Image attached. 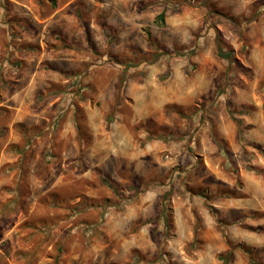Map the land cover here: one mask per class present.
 Listing matches in <instances>:
<instances>
[{
  "label": "rangeland",
  "instance_id": "rangeland-1",
  "mask_svg": "<svg viewBox=\"0 0 264 264\" xmlns=\"http://www.w3.org/2000/svg\"><path fill=\"white\" fill-rule=\"evenodd\" d=\"M0 264H264V0H0Z\"/></svg>",
  "mask_w": 264,
  "mask_h": 264
},
{
  "label": "crops",
  "instance_id": "crops-1",
  "mask_svg": "<svg viewBox=\"0 0 264 264\" xmlns=\"http://www.w3.org/2000/svg\"><path fill=\"white\" fill-rule=\"evenodd\" d=\"M8 109H13L12 111H14V109H16V111L11 112V114L14 115L11 126L16 125L15 130L18 132L19 135H21L20 139L22 141H24L23 137L25 135L24 147L18 148V145L20 144L18 142L16 145H14L15 143L10 144L11 146L15 147V148L12 147V149H14L15 154L18 157H20L18 165H16L17 167L16 166H8V168L5 167L6 169H10L8 171V173H11V171H14V170H17V172L19 171V176H16V177L14 176V178H15V181H13L14 184H11L10 186H3L2 187L3 193L5 194L4 204L6 205L8 203L10 205H14L17 203L23 204V202H22L23 200L29 199L31 197V193L29 192V189L35 187L33 185V183H31V182L29 183L28 179L30 181H32L33 175L35 173H37V170L39 169L38 166L34 165L36 169L33 166L32 170H34L35 172H32L30 169V166H29V165H31L30 163L32 162L31 161L32 157L34 156V153L36 151L35 147H36L37 142L39 143V141H43V140H45V142L47 141L45 144V146H46L45 152H43V155H42L43 162L45 160H47V161L51 160V162H53L54 160L61 158L62 155H65L66 151L62 150V148L60 146V143H61L62 139L64 138V135L60 136L58 133V129H54L55 128L54 127L48 131L43 130L44 132L42 131V135L37 134L35 136H32L29 133L23 132V127H22L23 120L26 119V117L23 115H26L27 112H22V110L20 111L19 109L13 108V107L8 108ZM7 112H9V111H7ZM40 123H42V122H40ZM3 129H4V126H3ZM46 135H47V137H46ZM29 136H31V137H29ZM39 137H40V140L38 139ZM24 170H27V171H24ZM23 172L27 174L24 177V179L26 178L25 182H23L21 180V176H20L21 173H23ZM54 189H55V187H54ZM50 191H52V190H50ZM33 223H35V222H33ZM38 223L39 222H37L36 225H38L37 227L39 228V226H41V224H38ZM34 230H35L34 232H37V229L34 228Z\"/></svg>",
  "mask_w": 264,
  "mask_h": 264
},
{
  "label": "trees",
  "instance_id": "trees-1",
  "mask_svg": "<svg viewBox=\"0 0 264 264\" xmlns=\"http://www.w3.org/2000/svg\"><path fill=\"white\" fill-rule=\"evenodd\" d=\"M158 19L161 20V21L164 19V15H163V13H161V14L159 15Z\"/></svg>",
  "mask_w": 264,
  "mask_h": 264
}]
</instances>
